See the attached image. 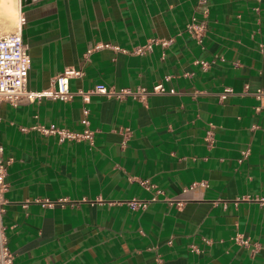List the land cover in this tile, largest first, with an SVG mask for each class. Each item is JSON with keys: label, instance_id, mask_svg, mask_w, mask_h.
<instances>
[{"label": "crops", "instance_id": "1", "mask_svg": "<svg viewBox=\"0 0 264 264\" xmlns=\"http://www.w3.org/2000/svg\"><path fill=\"white\" fill-rule=\"evenodd\" d=\"M18 28L31 89L72 66L71 89L173 90L0 100L12 264H264V0H0V35ZM84 106L92 142L31 128L81 131Z\"/></svg>", "mask_w": 264, "mask_h": 264}, {"label": "built area", "instance_id": "2", "mask_svg": "<svg viewBox=\"0 0 264 264\" xmlns=\"http://www.w3.org/2000/svg\"><path fill=\"white\" fill-rule=\"evenodd\" d=\"M203 3L204 0H199ZM205 10V9H204ZM187 29L199 39L201 30H203V21H195L191 19L187 23ZM162 43H165L162 40ZM142 47L136 48V51H141ZM200 64L204 67L207 62L199 60ZM30 67L29 55L27 52V44L24 42L20 29L6 32L0 35V100H8L12 103H17L20 99H26L28 101H34L41 97L59 98L62 100H68L75 95H80L83 101H87L92 94H100L106 97L123 98L125 96H131L133 98L143 99L150 93L172 91L173 89H165L161 82H156L151 85L150 88L144 86L137 87H115L113 85H107L105 83H96L92 87L87 89H71L69 86V79L78 75L81 71L72 67L66 66L60 72H58L52 83L41 89H31L27 86V76ZM230 87H224L219 96L223 97L225 93L230 92ZM254 97L258 103L255 106L264 107V90L261 87H256L253 90ZM89 109L87 107L82 108V116L80 123L83 125L81 131H74L69 128L50 123V124H34L31 128L37 130L45 136H53L58 142H64L69 140H82L86 139L92 142L93 132L89 129ZM25 130V128H22ZM264 133V126L262 128ZM2 147L0 145V192L4 188V173L5 167L1 160ZM246 155V151L242 152V157ZM146 186V181L140 182ZM203 186L204 182H194L189 188L194 186ZM186 189H183L185 191ZM151 197L150 200H154ZM260 200H263L260 198ZM96 201L102 202V198H97ZM147 201L132 199L128 201V205L131 207L143 208ZM242 245L247 244L246 239L237 238ZM12 253L8 249L5 239L1 233L0 228V264H12Z\"/></svg>", "mask_w": 264, "mask_h": 264}, {"label": "clouds", "instance_id": "3", "mask_svg": "<svg viewBox=\"0 0 264 264\" xmlns=\"http://www.w3.org/2000/svg\"><path fill=\"white\" fill-rule=\"evenodd\" d=\"M21 22H22V20H21Z\"/></svg>", "mask_w": 264, "mask_h": 264}]
</instances>
